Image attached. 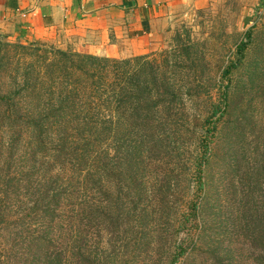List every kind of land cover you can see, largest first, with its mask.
<instances>
[{
	"label": "rangeland",
	"instance_id": "1",
	"mask_svg": "<svg viewBox=\"0 0 264 264\" xmlns=\"http://www.w3.org/2000/svg\"><path fill=\"white\" fill-rule=\"evenodd\" d=\"M165 18L145 53L138 57L143 60L140 67L146 77L149 80L158 77L160 94L175 90L180 96L178 101H184L175 108L171 126L165 128V141L170 146L166 160L171 163L162 165L151 161L147 148L145 155L150 165L145 168L146 174L141 175L150 184L137 182L135 189L130 183L131 191L120 195L115 189L114 198L135 204L141 201L150 206L147 212L136 211L149 231L158 229L147 243L159 241L172 219L196 200L199 203L196 237L202 231L197 240L199 248L195 259L181 264H258L260 254L254 248L258 244L247 240L241 231V220L245 219L244 212L253 210L247 203L249 191H256L259 198V208L252 212L253 235L260 216L261 221L264 218V0H208L203 6L190 4L172 9ZM248 31H253L252 44L240 66L234 68L237 48ZM65 44L29 41L0 31V94L9 95L17 89L16 84L21 86L27 82L25 75L33 63L43 57L54 60L47 52L88 54L84 50L75 52L71 45ZM229 67L232 74L225 75ZM227 92L226 115H214L219 107L225 106L223 94ZM212 120L216 121V129L209 132ZM9 121L16 127L7 128L8 133L3 137L0 132V264H21L20 252L25 247L23 238L28 221L20 203L21 185L15 184L24 180L27 185V175L38 167L34 154L27 150L29 143H24L29 140L28 136L35 134L29 131V135L20 136L24 129L19 127V118ZM206 145L210 152L204 168L205 189L198 195L194 164ZM112 154L119 157L117 150ZM27 165H30L28 169ZM162 180L159 193L165 202L159 198L155 205L152 185ZM133 228L135 233L137 228ZM185 232L184 229L180 239L185 238ZM120 237L123 236L116 233L108 245L107 239L111 236H104L103 250L111 252L110 245H115L113 241ZM137 253L134 250L130 258L128 253L117 259L116 264L133 261L139 264L141 255ZM150 257L154 259L156 253L148 255L146 264Z\"/></svg>",
	"mask_w": 264,
	"mask_h": 264
},
{
	"label": "trees",
	"instance_id": "2",
	"mask_svg": "<svg viewBox=\"0 0 264 264\" xmlns=\"http://www.w3.org/2000/svg\"><path fill=\"white\" fill-rule=\"evenodd\" d=\"M252 32L244 35L232 67L238 68L245 58ZM47 54L54 60L43 57L33 63L25 75L27 82L16 84L17 89L9 95L0 94L2 137L8 133L7 128L16 127L9 121L13 118L21 121L19 127L24 130L20 136L29 135V131L35 134L24 143H29L27 150L34 154L38 168L27 175V185L24 180L15 184L21 185L20 203L28 221L21 264H116L128 253L130 258L134 250L141 255L139 264H146L153 251L156 257H150L148 264H181L195 259L202 233L200 230L196 237L198 201H191L184 213L172 219L159 241L147 243L158 229L149 231L136 211L147 212L150 206L114 198L115 189L120 195L131 191L130 183L135 189L137 182L150 184L141 175L150 165L147 148L151 161L171 163L166 160L170 146L165 141V128L171 126L175 108L184 101H178L175 90L160 94L158 77H146L140 57L117 61L63 50ZM232 71L229 67L225 75ZM223 96L225 106L214 112L220 117L228 111V92ZM210 126L209 132L214 131L216 121L212 120ZM114 150L118 158L113 156ZM209 152L206 145L194 164L198 195L205 189ZM162 183L152 185L155 205L159 198L165 202L159 193ZM249 193L247 203L253 210L244 212L241 231L250 243L257 242L258 246L251 245V249L259 250L257 262L264 264V218L261 221L260 216L253 235L252 212L258 210L259 198L256 191ZM133 226L137 228L135 233ZM184 229L185 238L180 239ZM116 233L123 237L115 239L111 252L106 253L103 237L111 236L109 245Z\"/></svg>",
	"mask_w": 264,
	"mask_h": 264
},
{
	"label": "crops",
	"instance_id": "3",
	"mask_svg": "<svg viewBox=\"0 0 264 264\" xmlns=\"http://www.w3.org/2000/svg\"><path fill=\"white\" fill-rule=\"evenodd\" d=\"M208 0H0V31L110 59L145 53L172 9Z\"/></svg>",
	"mask_w": 264,
	"mask_h": 264
}]
</instances>
